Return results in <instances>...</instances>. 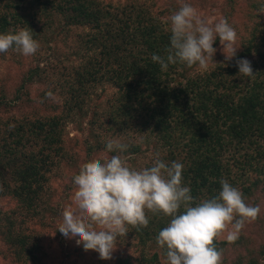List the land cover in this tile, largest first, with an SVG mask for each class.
I'll return each instance as SVG.
<instances>
[{
    "label": "rangeland",
    "instance_id": "1",
    "mask_svg": "<svg viewBox=\"0 0 264 264\" xmlns=\"http://www.w3.org/2000/svg\"><path fill=\"white\" fill-rule=\"evenodd\" d=\"M95 1L102 8L111 10L112 14L121 13L118 18H128L131 11L139 9L151 11L163 22L162 27L168 32L169 17L179 9L181 3V0ZM0 2L2 5L0 13L13 10L3 6L9 3V0ZM183 2L195 7L205 19L211 21L226 19L237 33L236 47L239 49L236 58L226 62L217 38L213 47L218 51L214 61H209L207 70H201L197 66L193 68L178 66L174 70L173 84L179 83V80L185 81L183 76L189 73L193 76L219 74L226 67L231 68L236 59H247L251 62L253 70L256 68L254 64L261 60L259 51L264 49V11H261L264 9V0H183ZM123 11L126 13L123 14ZM44 16L42 12L38 13L35 20L37 29L40 28V21ZM108 19L99 20L98 26L95 23L66 25L68 18L57 12L53 15L50 25L45 26V29L34 38L39 43L35 54L24 56L14 49L0 53V135L8 131L11 124L16 121L25 122L26 118H30L43 119L47 122L50 118L61 116L58 131L63 140L60 153L56 154L54 148L50 154L53 155L51 158L53 165L47 174V188L40 199L38 212L34 218L28 217L25 213L24 215L18 213L21 207H18L19 201L15 198L0 196L1 226L3 223H9L5 221L6 219L12 218L23 232L21 237H26L23 239L25 243L22 247L16 236L13 237L12 244L7 235L0 233V264H118L121 257H130L134 264H139L143 254H157L159 262L156 264H168L166 248H160L156 243L158 234H153L148 238V242L143 244L130 225L127 236L121 240L118 238L117 248L111 260L100 259L99 253L93 250L86 252L82 245L76 244L78 238L68 239L57 230L62 223V210L72 204L75 190L73 177L79 173L83 163L119 154L129 168L141 170L151 167L157 154L162 160L166 158L165 152L160 146H156L154 142L156 139L152 138L154 136L148 128L149 124L139 126L142 127L139 131L135 129V124L147 123L144 119H131L132 126L121 125L117 117L113 119V107H116L113 104L122 100L124 89H120L112 79L106 77L105 63L111 61L114 67L118 66L114 62L117 58L115 55L105 54L107 50L104 45L109 47L110 41L104 36L106 32L103 27L106 26L103 24L111 22H105ZM111 24L115 25V22L112 21ZM21 28L25 27L12 22L4 30L6 33H15ZM2 29L0 24V34H5ZM77 68H82L83 71L92 70L98 74L84 76L80 81L76 79ZM30 70L34 71L33 74L38 73L34 79L26 82V73ZM110 75L116 74L111 71ZM122 75H125V72ZM128 77L133 78L129 74ZM49 91L54 94V99L47 97ZM4 98L6 100L18 98L19 102L6 104ZM69 101L78 104L77 112L72 116L66 112ZM172 124L175 125L170 130L180 137L183 133L182 126L178 121ZM110 139L126 145V151L108 152L106 143ZM135 148H138L136 152ZM225 153L227 154L223 151L222 156L226 161ZM242 156L237 155L239 159ZM250 165L251 163L247 164L246 170L245 167L240 168V175L247 172L244 178L255 175L252 169L254 166ZM256 192L261 209L259 216L264 219L263 186L261 185ZM255 219L246 223L240 231L238 237H242L239 245L224 244L221 264H264L262 252L264 222ZM7 224H3V228H6ZM217 238L219 241L227 242V230ZM19 249L21 253L18 254ZM32 251L36 255V262L32 260ZM238 258L243 259L242 263L238 262Z\"/></svg>",
    "mask_w": 264,
    "mask_h": 264
},
{
    "label": "trees",
    "instance_id": "2",
    "mask_svg": "<svg viewBox=\"0 0 264 264\" xmlns=\"http://www.w3.org/2000/svg\"><path fill=\"white\" fill-rule=\"evenodd\" d=\"M3 6L13 10L0 13L2 30L16 22L29 28L33 38L50 25L57 12L68 18L66 25L95 23L98 26L103 18H109L105 22H115V25L111 22L103 24L106 26L103 27L104 36L110 41L109 47L104 45L105 54L115 55L114 62L118 64L114 67L111 61L105 63L106 77L124 89L122 100L113 104L116 105L113 119L119 118L118 122L125 126L133 125L131 119H144L147 123L135 124L137 131L142 129L139 126L149 124L156 146L165 152L164 161L169 164L178 161L184 165L182 184L190 187L196 203L217 196L223 178L241 191L247 204L258 205L256 190L261 185L264 188V49L259 51L261 60L254 64L255 75L251 78L238 77L239 69L233 63L231 68L226 67L219 74L193 76L189 73L183 76L185 81L173 84L174 70L183 64H170L166 71H162L159 64L152 61L154 53L166 56L171 33L164 30L163 22L151 11L139 9L131 11L128 18H118L121 13L112 14L95 0H9ZM40 12L45 16L40 21L39 30L35 20ZM111 71L116 75H110ZM126 71L133 78L129 79ZM90 72L93 71L77 68L76 79L82 81L84 76L98 74ZM33 73V70L26 73V82L34 79L38 72ZM4 100L6 104L19 102L18 98ZM77 105L69 101L66 112L74 115ZM60 117L50 118L47 122L30 118L25 122L16 121L0 135V196L19 201V214L34 218L38 212L40 199L47 188V174L53 165V155L50 154L54 148L56 154L63 148L58 131ZM177 121L183 128L180 137L170 130L175 125L172 123ZM223 151L227 152L226 161ZM237 155L243 156L239 159ZM248 163L254 166L255 175L244 178L247 172L240 175V168L246 170ZM183 211L181 207L179 212ZM146 216L149 220L147 227L133 228L143 244L166 227L171 219L147 211ZM257 219L264 222L261 215ZM5 221L9 223H3L7 224L6 228L0 224V233L7 235L12 244L16 236L23 247L26 238L21 237L23 232L12 218ZM241 237L227 242L216 238L214 244L222 252L225 243L237 246ZM17 253H21V249ZM32 254V260L36 262L33 251ZM157 257V254H143L139 264H156L159 262ZM242 261L238 258L239 263ZM118 264L134 263L130 257H121Z\"/></svg>",
    "mask_w": 264,
    "mask_h": 264
},
{
    "label": "clouds",
    "instance_id": "3",
    "mask_svg": "<svg viewBox=\"0 0 264 264\" xmlns=\"http://www.w3.org/2000/svg\"><path fill=\"white\" fill-rule=\"evenodd\" d=\"M169 30L166 56L154 53L151 57L162 71L177 63L207 70L218 51L213 47L217 38L226 62L237 56V33L228 21L205 19L183 0L169 17ZM38 48V41L27 28L0 34V53L14 49L31 56ZM236 66L238 77L255 75L247 59H236ZM46 95L54 99L51 91ZM106 149L124 152L127 146L110 139ZM183 168L178 161L165 162L159 154L151 167L141 170L129 168L119 154L85 162L73 177L72 204L62 210V223L57 230L68 239L78 238L76 244L86 252L93 250L100 259L111 260L118 238L127 236L129 225L137 230L147 227L146 211L163 214L171 219L159 231L156 243L166 248L168 264H221L222 253L214 240L227 230V240L234 241L261 209L259 205L247 204L241 191L223 178L217 196L196 203L190 187L182 184ZM181 207L183 212H179Z\"/></svg>",
    "mask_w": 264,
    "mask_h": 264
}]
</instances>
